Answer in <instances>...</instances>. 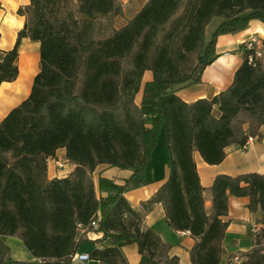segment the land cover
I'll return each mask as SVG.
<instances>
[{
    "label": "trees",
    "instance_id": "16d2710c",
    "mask_svg": "<svg viewBox=\"0 0 264 264\" xmlns=\"http://www.w3.org/2000/svg\"><path fill=\"white\" fill-rule=\"evenodd\" d=\"M18 11L27 19L16 43L0 49V84L18 75L23 36L40 41L41 69L28 97L0 121V264H73L89 231L101 232L97 244L114 242L88 251L99 264H128L123 246L129 242L138 244L139 264H179L172 244L143 227L156 202L173 229L193 236V264H220L229 193L249 196L262 225L253 246L231 253L226 264H264V173H218L208 209L194 158L198 150L210 164L224 159L241 129L235 117L242 109L264 123V61L256 42L241 44L232 83L212 97L188 102L174 88L201 80L217 57L219 34L240 31L253 18L264 23V0H147L125 24L97 36L96 18L122 13L117 0H30ZM215 17L221 20L208 36ZM146 70L153 76L143 81ZM161 130L168 176L136 209L125 190L131 180L143 181ZM61 147L73 169L50 177L49 160ZM101 163L133 174L123 183L103 175L95 180ZM4 236L20 237L34 259L12 257Z\"/></svg>",
    "mask_w": 264,
    "mask_h": 264
},
{
    "label": "crops",
    "instance_id": "0c3cea01",
    "mask_svg": "<svg viewBox=\"0 0 264 264\" xmlns=\"http://www.w3.org/2000/svg\"><path fill=\"white\" fill-rule=\"evenodd\" d=\"M29 3L30 0H0V49L11 48L16 43L18 33L27 19L26 15L19 13L18 10ZM251 38L255 39L259 46H263L264 23L259 19H251L248 26L240 31L219 34L216 40L217 57L203 68L201 80L195 83L177 84L174 86L175 92L184 100L193 102L200 97H212L227 88L243 61L241 44ZM262 58L264 61V48ZM17 64L19 67L17 77L0 84V121L14 106L28 97L32 90L34 78L41 69L39 40L29 36H23L20 39ZM152 76V71L146 70L143 81L152 79ZM141 98L142 90L137 93L136 101L139 103ZM215 112L218 113V110L215 109ZM235 120L241 129L235 136V141L226 147V155L222 161L210 164L203 159L198 150L194 151L200 180L205 188V205L208 209L212 205L210 186L218 173L238 174L248 171L264 173V123L259 122L244 109L236 115ZM248 135L253 139L246 148H240L237 140L239 137ZM158 140L146 169L141 173L146 174L143 181L137 183L133 179L125 190L126 198L136 209L141 207L142 201L156 193L168 176L169 155L165 136L160 149L157 148ZM65 152V147L58 148L56 155L49 160L48 175L50 177L62 176L73 169V165L68 162L64 169L57 165L56 159L66 160ZM132 174V169L101 163L94 171V178L97 180L103 175L123 183ZM249 201V196H236L229 193V211L223 216L224 219L229 220V224L225 230L223 239L225 253L220 264H226L231 253L249 250L253 246V232L262 224L256 222V216H259L260 212L253 213L248 207ZM143 227L154 228L163 239L172 244L171 253L179 256V264H193L190 257V249L194 244L193 236L188 230H175L170 226L161 202H156L146 213ZM100 236L101 232H88V240H92L93 245L82 252H88L96 245L101 248L114 245L112 239H105L97 244L94 239ZM123 252L128 264H139L141 253L136 242L126 243L123 246ZM91 263L99 264L93 259L88 262V264Z\"/></svg>",
    "mask_w": 264,
    "mask_h": 264
},
{
    "label": "rangeland",
    "instance_id": "374dc122",
    "mask_svg": "<svg viewBox=\"0 0 264 264\" xmlns=\"http://www.w3.org/2000/svg\"><path fill=\"white\" fill-rule=\"evenodd\" d=\"M119 5L121 6L122 13L120 14H111L106 16H100L95 19L94 26H93V34L94 35H104L111 32L114 27H120L121 25L125 24L128 19H130L147 0H117ZM221 20V17H215L213 21L209 24L207 34L208 36L211 35L213 29L215 28L216 23ZM159 147L161 148L164 139V131L161 130L159 137H158ZM67 166V165H66ZM114 166V165H111ZM114 168V167H113ZM104 172H102L103 174ZM146 176L145 173L141 174V177L144 178ZM5 241L9 244L10 250L9 254L12 257L18 259H26V260H33L34 256L30 252V250L24 245L22 239L17 236H4ZM93 245L92 240H85L82 242L80 247L78 248L77 252H82L83 250L89 248ZM90 260V259H89ZM88 261L86 263L88 264ZM78 264V263H73ZM95 264V263H91Z\"/></svg>",
    "mask_w": 264,
    "mask_h": 264
},
{
    "label": "built area",
    "instance_id": "2783aa9c",
    "mask_svg": "<svg viewBox=\"0 0 264 264\" xmlns=\"http://www.w3.org/2000/svg\"><path fill=\"white\" fill-rule=\"evenodd\" d=\"M249 42H248V46L249 47H253V45H255V42L256 40L251 38V39H248ZM263 55V51L261 49V46H259L256 42V56H262ZM252 59V56H250V60ZM253 139L252 136H250V140H246L244 143H242L240 146V148L244 149L248 146V144L250 143V141ZM53 159V158H51ZM50 159V160H51ZM56 162H57V165L60 167V168H65V166L67 165V161L64 159H56ZM91 224L94 226V228H98L99 224H98V220L97 219H94L92 220ZM89 232H92V231H89ZM90 259L89 257V253L88 252H77L75 251L72 256H71V260L73 263H78V264H87L86 261H88ZM237 259V257H236Z\"/></svg>",
    "mask_w": 264,
    "mask_h": 264
},
{
    "label": "bare ground",
    "instance_id": "6f19581e",
    "mask_svg": "<svg viewBox=\"0 0 264 264\" xmlns=\"http://www.w3.org/2000/svg\"><path fill=\"white\" fill-rule=\"evenodd\" d=\"M248 140H250V136L248 137Z\"/></svg>",
    "mask_w": 264,
    "mask_h": 264
}]
</instances>
